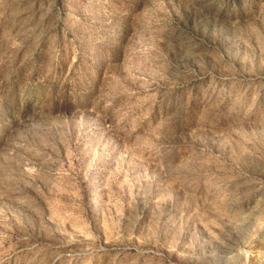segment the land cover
Returning a JSON list of instances; mask_svg holds the SVG:
<instances>
[{
  "label": "rangeland",
  "instance_id": "1",
  "mask_svg": "<svg viewBox=\"0 0 264 264\" xmlns=\"http://www.w3.org/2000/svg\"><path fill=\"white\" fill-rule=\"evenodd\" d=\"M0 264H264V0H0Z\"/></svg>",
  "mask_w": 264,
  "mask_h": 264
}]
</instances>
